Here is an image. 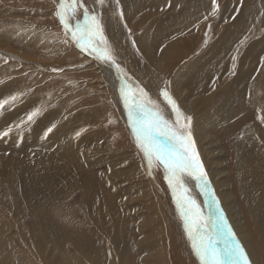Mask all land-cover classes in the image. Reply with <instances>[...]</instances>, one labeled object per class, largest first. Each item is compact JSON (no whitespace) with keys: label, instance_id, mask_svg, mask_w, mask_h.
I'll return each instance as SVG.
<instances>
[{"label":"rangeland","instance_id":"1","mask_svg":"<svg viewBox=\"0 0 264 264\" xmlns=\"http://www.w3.org/2000/svg\"><path fill=\"white\" fill-rule=\"evenodd\" d=\"M193 1L195 4L201 1L202 5L212 3L211 0ZM226 1L228 0H220V6H218V12L215 15L211 11L212 5L210 6L208 12L210 13V16H208L210 23L206 25L203 31L202 42L200 40L196 44L194 41L191 42L190 45L192 46H187L184 49L189 51L188 54L179 57L175 62L171 61L168 65H162L157 60L159 57V45L156 44V51H152L151 49L154 40L156 42V39L151 38V34H155V37L158 39L166 35L170 19L168 18L169 14H166L165 11L171 8V5L164 4L160 10L157 8L148 10L146 6H141L140 10L134 7L130 9L131 11L127 10V18H124L126 25L132 18L140 17L138 25L134 26L136 28L140 27V30L143 32L141 36L138 34L141 33L140 30L138 31V28L136 31H133L135 34L128 36L125 33L126 29L122 31V27L127 28L125 27L126 25L123 26L120 17L116 18L115 21L120 27L121 35H123L124 40L127 42H125L124 51L119 53L116 51L117 41H110L109 34H106V25L112 19H109V17L103 18V15L100 13L101 6L96 3V0H83L89 11L95 12L100 18L104 36L105 34L107 35L105 37L113 50L119 70L109 63L107 65L113 67L112 73L116 70L118 75H123L124 78H127L122 79L123 84L133 89L130 103L133 99H139L137 89L143 88L147 92L148 98L150 97L155 102L159 110L162 111L161 114L169 122H174L176 117L167 102L160 95L163 89H160L161 86L159 89L156 88V82L153 81L154 75H160L158 70L163 75L162 84L167 81L171 83L173 76L175 78V74L177 73L181 75L180 78H183V83L177 87V90L184 95H182L185 97L184 101L190 103L192 100L197 99L195 97L197 93H202L199 96L202 99L213 94L216 101L219 98L218 95L220 96L222 93H225L222 87L227 85L229 80L227 79V81L223 82V79L226 78L224 74H231L230 69L242 71L245 68L251 67L252 72L247 76V78H250L256 74L257 69L264 68V64L261 63L262 55L264 54V21L261 18L262 15L260 16L259 26H255L253 22L247 19L238 18L236 10L232 11L230 6L225 5ZM56 3V0H0V102L8 101L0 109V133L8 132L7 136H0V220H6L11 226L12 229H10L8 239L14 243L18 239L17 229L20 230L22 226L24 227L23 230L26 229L30 233V229L34 224L33 222L41 218V216H37L39 213L42 214L41 210L47 209L50 212V209L59 211L63 208V199H58V197L62 196L66 199H71L70 202L68 201V208L71 212L76 211L78 214H85L88 210L86 197L89 195L95 201L89 210L96 212L94 208H102L104 216L110 214L105 211L107 210L111 211L114 217H112L113 219H109L108 226L105 225L104 229L106 233L100 223L94 225L92 223L89 224L86 220H82V225L87 227L89 224L91 227L99 229L100 232L102 231V234H105L104 239L108 242L107 244L105 243V248L114 259L118 260L117 264H126V256H128L129 264H136L140 253L133 252L132 250L126 251V244L140 237L139 233L129 231L133 228H139L141 218L145 215L142 212L137 214L131 212L128 215L125 209H120V205H122L125 199H128L129 204L127 208L138 209V205L133 201V197L135 196L134 190L138 184L139 176L144 174V167L149 168V166L143 158L142 152L136 147L135 139L127 120L128 115L125 114L124 103L120 98L119 84L116 85V91L115 89L112 90L104 78L105 75L98 69L97 63L95 65V60L98 59L94 55L90 56L88 54L89 56H87V54H83L84 51L71 39V36L65 34V30L55 15ZM117 10L119 15L122 13L124 17V8L119 6ZM135 10L138 11L134 12ZM77 11L76 17L78 15L81 18H76L79 22L83 19L82 11L79 9ZM133 12H139L138 16H133ZM105 13L109 15V13ZM147 13H156V17L150 18ZM203 16L204 13H198L199 18ZM185 18L186 16L183 15L178 20ZM76 19H71L70 23L68 22L70 27H75L77 23ZM102 20L105 21V24ZM174 22L179 23L177 20ZM227 26L229 27L227 28ZM224 31L223 37L230 36V42L226 41V38H222L221 43L212 50L210 45L212 47L214 44L215 37H217L219 32ZM255 33V44L250 49H245L244 45L246 42L243 39H238L250 34V43H252ZM116 40L119 39L117 38ZM66 41L70 46L64 44L67 43ZM70 41L74 43H70ZM137 41L140 42L145 51L134 49V45L138 43ZM208 41L210 42L208 43ZM129 46L132 47V50ZM207 49L214 51L212 56L208 60L199 63L204 59V56H201L200 59L202 58V60L198 61V65L195 64L199 54L202 51H207ZM235 51L248 52L240 62L230 59L226 64L227 67L219 64L223 69L222 78L218 80L219 84L204 83L198 91V86L204 81L205 75L208 76L206 66L210 64L209 61H219L224 59L228 53ZM118 55L122 58L123 56L127 58L126 55L132 58L136 69L138 68L139 71H129L132 66L124 60L125 57L123 58L125 64L121 62ZM183 57L188 58V60H181ZM187 63L188 65L193 63L192 67L181 70ZM143 73L145 77H148L146 81L152 86V92H150L151 89L148 86L150 90L141 83L143 81L139 77V74ZM132 75L139 77L141 81ZM227 76L230 77V80L236 79L234 75ZM195 77L198 78V82L194 80ZM135 85L137 86L134 87ZM172 90L175 91L174 87ZM156 91L158 92L157 95ZM12 96H15L16 99L11 100L10 97ZM199 101L201 102V112L203 115L222 107V104L217 101L210 105H206L201 99ZM32 112H37V115L29 121L28 116ZM255 115V113L251 112L239 115L235 114L226 116L225 121L223 115H212L213 121L211 125H208L207 129L203 132L206 136L217 139L220 142L217 141L219 143V147L217 148L221 151L218 152L222 156L213 160V163H221L223 161L224 163L236 166L232 160L235 156L234 148L239 146V142L235 138L239 134V128H242L244 123L249 120V117L253 116L254 118ZM246 124L248 125L247 128L252 127L254 131H260L263 127L261 123H256L254 120H249ZM49 128L52 129L51 132L48 131ZM45 133H49L50 135L46 136ZM77 133H79L78 136ZM44 139L48 140L45 141ZM56 141L57 144L55 145ZM133 146L136 148H134L136 154L138 150L140 151L141 157L138 153L140 158H137L136 162L140 163L142 168H139L136 164L135 168L130 169L129 176L134 180L131 183L133 187L126 189V184L119 182L123 178L122 175L126 174L119 172L121 163L115 161V158H110V152L112 150L131 152ZM66 148H68L67 152ZM81 152H84L85 155V161L82 164L78 162ZM196 152L199 155L200 161L204 164L201 153L197 149ZM22 165L28 166L27 169L18 168H22ZM72 167L74 168L72 173L79 171L81 178H76V181L79 182L75 185L68 186L64 183L70 179L65 174L68 168L70 172ZM23 170L26 171L25 177L21 175ZM149 170L152 179L156 183V208L161 207L163 210L170 212V217L171 215L172 217L174 216L170 220V230L173 234L170 233L168 238L171 251L168 256V264H199V260L192 255L191 242L185 234L183 220L173 201V193L169 190L165 180L163 166L154 160L153 166ZM227 170L225 171L229 176L226 181L227 185L229 184V187L236 185L234 183L236 181L234 168L231 166ZM205 171L207 172V170ZM131 172H135V175L131 174ZM32 173L42 178L31 179ZM12 175L15 177L22 176L25 179L23 188L18 187L22 189L20 195L14 192L16 187L15 179L10 178ZM58 178L60 179V183L57 181ZM208 179L215 196L217 193L214 191L215 189L209 175ZM83 181L91 189H94L91 190L93 194L84 190ZM80 182L82 183L80 184ZM33 185H39L41 189L47 190L43 193H38ZM189 185L191 184L187 183L190 189ZM229 193L237 198V204L241 209L239 215L242 217V226L245 228L247 235L250 236L252 223L246 210L242 209L244 203L239 198V190H234L233 187V190L229 191ZM37 194H42V197H39L42 200V204L38 206L39 210L34 208V213L32 212L33 210L30 211L29 203L23 206V204L27 203H21V200L34 201ZM103 197L112 205V210L107 206L105 201H98L100 204L96 203L97 200ZM125 206L126 202L124 203ZM143 207L148 209L146 206ZM21 213H25L26 215ZM116 213H119L122 221L120 226L114 220L116 219ZM67 214L71 213H64L60 218L58 216V220L63 221L65 219L66 222ZM17 224L21 226H17ZM110 224L118 227L116 228V244L111 243L109 240ZM89 225L87 228H89ZM0 229V241H5L7 239L5 228L0 227ZM256 234V232H252L251 238L255 237ZM26 239L31 240L30 234ZM256 243H258L256 240H246L244 248L248 252L253 253V248L257 249ZM5 258L9 264V259ZM64 263L69 264L70 262L64 261Z\"/></svg>","mask_w":264,"mask_h":264},{"label":"bare ground","instance_id":"2","mask_svg":"<svg viewBox=\"0 0 264 264\" xmlns=\"http://www.w3.org/2000/svg\"><path fill=\"white\" fill-rule=\"evenodd\" d=\"M56 2H57V0H56ZM216 3L218 6H220V0H216ZM164 4L165 5H171L172 7L168 8L165 11L166 14H169L168 18L170 19V23H169L166 35L162 36L159 39L156 38V44H158L160 47V49L158 50L159 51V57L157 59L159 62H161L162 65L163 64L168 65L171 61L175 62V60L177 61L179 57H182L184 54L189 53V51H186L184 49L187 46H192V45H190L191 42L194 41L195 44L199 40H200V42H202V34L204 33L203 31L205 30L206 25L210 23L209 18H208V16H210V13H208V12H209V8L212 5V3L208 4V5H202V2L200 1L199 3L195 4V2L193 0H119L118 6H117V0H104V4H103V6H101L100 13L103 15L104 19L107 17H109V19H112V21L106 25V30H107L106 34L107 35L109 34L108 37L110 38V41H113V42L117 41V43H116L117 50L116 51H118L119 53L120 52L122 53V51H124L123 49H125V46H126V44H125L126 41L124 40L123 35H121L120 27L118 26V23L115 21L116 18L120 17L119 12L117 10V8L119 6L124 8L123 14H124V18L126 19L127 18L126 12H127V10L131 11L130 9L132 7L140 10L141 6H143V7L146 6L148 8V10H152L154 8H157L158 10H160L164 6ZM56 5H57V3H56ZM225 5L230 6L232 8V11L235 9L236 13L238 15V18L247 19L248 21L253 22L255 26L260 24V16L261 15H262L261 18L264 21V0H228V1H226ZM80 11H82V10H80ZM137 11L138 10H135L134 12H137ZM105 12L109 13V15H107ZM134 12H133V16H135V17L138 16L139 12L138 13H134ZM77 13H78V11L75 13V16L72 18L73 20H74V18L76 19L79 17L78 15L76 17ZM198 13H204V16L202 18H199ZM147 15L150 18L156 17V13H147ZM183 15H185L186 18L183 20H178V18L183 16ZM205 17H207V19H205ZM215 18H217V17H215ZM79 19H81V18L79 17ZM175 20H177L179 23H175L174 22ZM70 21L71 20H69L68 22L70 23ZM76 22H78V19H76ZM102 22L105 24L104 20H102ZM213 22H214V20H213ZM223 25H225V24H223ZM228 27L229 26H227V28ZM137 28L139 31L140 27H137ZM210 30H211V28H210ZM213 30H215V29H213ZM208 32H210V31H208ZM142 33H143L142 31H141V33H138V34H140L139 36H141ZM106 34H105V36L107 37ZM224 34H225V31L219 32L217 37H215L214 44L212 45V47L210 45V48L212 50L219 43H221L220 41L222 38H226L225 40L230 42L231 37L230 36L223 37ZM253 36L254 37L252 39V43H250V40H251L250 34H247L245 37L239 38L238 40L243 39L246 42V44L244 45V48L250 49L255 44L254 38L256 36V33ZM117 38L119 40H116ZM65 40H67V39L65 38ZM256 40H258V39H256ZM210 41H208V43ZM137 42L138 43H137V45L134 46V49L137 51H145L143 49L142 45L140 44V42L139 41H137ZM70 43H74V42L70 41ZM64 44L69 45L68 42L64 43ZM212 50L209 51L207 49V51H202L199 54V57H198L199 60L197 59L195 64H197L198 61L202 60V58L200 59L201 56H204V59L202 61H200L199 63H202L205 60H208L214 52ZM247 52L248 51L230 52L226 55V57L224 59H221V60L215 61V62L209 61L210 64L208 66H206V71L208 73V76L205 75L204 81H202L200 83V85L198 86V91L201 89V87L204 83L219 84L218 80L220 78H222L221 74L223 71V69H222V67H220V65L223 67H227L226 64L228 63V61L230 59H232V61H235V62H240L245 57ZM83 54H85V55L87 54V56L90 55L87 51H84ZM126 56H127V58L125 56H123V58L125 57L124 60L129 65L132 66V67L130 66L131 68H130V70L129 69L128 70L131 72L139 71L138 68L136 69V65L134 63V60L132 58H130L128 55H126ZM118 57L120 58L121 62H123V58L120 55H118ZM262 59H264V54L262 55ZM181 60L186 61V60H188V58L183 57V58H181ZM96 63L98 65L97 67H99L98 69H100V72H102V74L105 75L104 78L106 79V82L111 86L110 88H112V90L113 89H115V91L117 90L116 85L118 84V82H120V80L127 79V78H124L122 74H121L122 76L118 75V72L116 70L112 73L113 67L108 66L107 65L108 63L105 64V62H101L100 60H95V65H96ZM192 65H193V63H191L189 65L187 63V65L184 66L183 69H181V70H186L188 67H192ZM126 67H129V66L127 65ZM162 68H164V67H162ZM251 69H252L251 67L245 68L242 71H235L233 69H230V71L232 72L231 74L230 73L224 74V76L226 78L223 79V82L227 81V79H228L229 83L227 85H225L224 87H222V89L225 91V93H222L220 96L218 95L219 98H217V100H216L217 102L222 104V107L220 109L219 108L214 109L206 115H203L201 112V102L199 100L200 99L203 100V102L206 105L214 104V103H216V101H215V97L213 94H210L205 99H202L199 97V96H201L202 93H197V95L195 97L198 100L194 99L190 103H187L186 101H184V98H185V97H183L184 95L177 90V87H179L180 84L183 83L182 82L183 78H180L181 75L179 73L175 74V78L173 76L171 83L167 81L166 83L162 84L163 75L160 72V70H158L160 75H154L153 81L156 82V88L159 89L161 86L160 89L166 90L169 93V95L176 101L180 111L183 113L184 116H186V117L190 116L193 118L192 127H191L193 141L195 143V147H196L197 151H199V153H201L202 160L204 162L203 165L205 167V170H207V172H208V173L207 172L206 173L209 175V177L213 183V187L215 189L214 191H216V193H217V194H215V198L219 202V207L222 209L228 225L232 228V230L236 234V236H237L238 240L240 241L241 245L243 246V248H244V243L246 242V240L247 241L256 240L259 243V244L256 243L257 249L253 248V253L248 252L244 248L246 253L248 254V257H249L250 261L252 262V264H264V244H263V242H264V68L257 69L255 75L251 76L250 78H247V76L252 72ZM121 70H122V68H121ZM156 70H157V68H156ZM123 72H124V70H123ZM227 75H234V77L238 80H236V79L230 80V77ZM194 80H197V82L199 81L197 77H195ZM136 86L137 85H135L134 87H136ZM173 87H174L175 91L172 90ZM131 90H133V89H131ZM157 93L158 92L156 91V95H157ZM155 101H156V98H155ZM159 102H160V99H159ZM248 112L256 114L254 116V118H253V116L249 117V120H254L256 123L257 122L261 123L263 125V127H262L263 130L260 129V131L259 130L254 131L252 129V127L247 128L248 125L246 123L249 122V120L246 123H244L242 128H239V126H237L240 130H239V134L235 138V140L239 142V146L237 148H234L235 156H234V159L232 160L236 164V166L224 163L223 161L221 163H213V160H216L222 156L219 153L221 151H219V148H217V147H219L220 142L217 139H212L211 137L206 136L203 132L204 130L207 129L208 125H211V122L213 121L212 115H216V114L223 115L224 121H225L226 116L235 115V114L239 115V114L248 113ZM161 113H162V111H161ZM123 114H124V111H123ZM125 114H126V110H125ZM210 127H213V126H210ZM235 129H236V127H235ZM49 135L50 134L47 133L46 136H49ZM44 140L47 141L48 139H44ZM56 144H57V141L55 142V145ZM134 148L135 147L133 146L131 152H126L125 150H118V151L112 150L110 152V158H115V161H119L121 163V165H120L121 168H120L119 172L126 174V175H122L123 178L121 180H119V182L126 184V189H128L129 187H133V185L131 183H133L134 180L129 176L130 169L135 168L136 164L138 165L139 168H142V165L140 163L136 162V159L141 157L140 151L138 150L137 154H136V152H135L136 148L135 149ZM111 149H112V147H111ZM67 151H68V148H66V152ZM138 153H139L140 157L138 156ZM84 161H85V155H84V152L83 153L81 152V154L79 155V158H78V162H80V164H82V163H84ZM122 164H124L127 167H125ZM231 166L235 170V180L236 181L234 183L236 185L229 187L230 185L229 184L227 185V183H226L229 176L225 171H228L227 168H229ZM38 171L40 172V170H38ZM73 171H74L73 167L70 169V172H69V168H68V170H67L68 174L66 173L65 175H68L70 180L66 181L64 183L65 185H68V186L72 185V184L75 185L77 182H79V181H76V178H78V179L81 178L80 172L77 171L75 173H72ZM44 172H45V170H44ZM143 172H144V174H141L138 178V184L134 190L135 196L133 197V201L135 204L138 205V209L127 208L128 204H129L128 199H125V201L122 202V205H120V209H123V210L125 209L128 212V215L131 212H134L135 214L142 212L145 215L144 217L141 218V225L143 224L142 226L140 225L139 228H133L132 230L130 229V226H129V229H130L129 232L133 231V232L139 233L140 237L135 239V240L133 239L132 241L129 242V244L127 243L126 244V251L132 250L133 252H139L140 253V256L136 260V264H168V256H169V253L171 252L170 247H169L168 238H169L170 233L173 234V232L170 230V220H172V218L174 216L172 217V215H171V217H170V214H169L170 212L163 210L161 207L156 208V198H157L156 183L152 179V176L149 173L150 170L148 167H146V168L144 167ZM131 174L135 175V172H131ZM21 175L23 177H25L26 171L23 170ZM40 178H42V177L39 175L36 176L32 173L31 179H40ZM57 181L60 183L59 178L57 179ZM84 181H83V183L80 182V184L82 183V185L84 186V190H87L90 194H93V193H91V190H94V189H91L88 185L85 184ZM104 181H107V180H104ZM186 181H187V183L191 184V185H189V187H191L189 189V193H190V195L193 194L192 197L196 200V203L200 208L202 216H203L204 220L207 222L208 228L211 230L213 228V223L217 220V215H216V211H215L216 206L212 202V196L201 194V192H200L199 188H197L195 182H192L193 183V185H192V183L190 182L192 180L190 178H186ZM33 187L35 189H37L38 193H43L44 191L47 190V189L46 190L41 189L39 185L38 186L33 185ZM233 187H234V190H239V198L244 203V207H242V209L246 210V212L248 213V216L250 218V221L252 223V225H251L252 231H251L250 236L247 235L245 228L242 226V217L239 215V213L241 212V209H240V206H238V204H237V201H236L237 198L235 196H233V194L229 193V191L233 190ZM34 188H33V190H34ZM66 189H67V186H66ZM41 195L42 194H37L36 200H34V201H32V200L26 201L23 199V200H21V203L22 202L27 203V204H23V206L28 205V203H29L30 211L33 210L32 212H34V208L37 210L38 206H40L42 204V200L39 198V197H42ZM103 199H105V198L103 197ZM125 202H126V206L124 207ZM105 203L107 204V206H109L111 208V210L113 209L112 205L106 199H105ZM143 206H146L148 209H145V207H143ZM87 219H88L87 221L92 220L91 218H90L91 220H89V218H87ZM77 221H78V219H77ZM101 222H103V220H101ZM47 223H49V222H47ZM120 223H121V221L119 220V222H118L119 226H120ZM231 223L233 226L231 225ZM86 224H87V222H86ZM89 224H90V222H89ZM4 225H5V223L3 224V228H4ZM88 225H87V227H88ZM110 226H111V229L109 231V240L111 243L116 244V236H117L116 228H118V227H116V225H114V224H110ZM53 227H54V224H53L52 228ZM69 227H70V225H69ZM219 227H220L219 224H217L216 225L217 231H219ZM89 228H90V225H89ZM58 229H61V228H58ZM81 229H84V227ZM103 229H104V227H103ZM146 229H148V230H146ZM5 230H6V228H5ZM48 230L54 231V230L50 229V227ZM0 231H1V229H0ZM73 232H75V231H73ZM252 232H256L257 234L255 237L251 238ZM47 233H49V232H47ZM60 234L61 233H59V236H60ZM68 235H70V233ZM52 236H55V235H52ZM59 236H57V237H59ZM77 236H79V235H77ZM40 239H39V241H40ZM80 239H81V237H80ZM85 240H86V238H85ZM71 242H69V244H71ZM90 243H91L90 246H87V245H84L85 247L81 246L82 248L79 250V251H81L80 252L81 257H80V259L78 258V260L74 259V262L72 261L73 264H104V263L105 264H117L118 263V260L114 259L109 254V252L106 250L105 245L108 243V242H106V239H104V241L94 239ZM61 245H63V244H61ZM85 248H87L88 251L92 250L93 252L91 251V253L88 254L85 252ZM34 250H36V249H34ZM191 250H192V248H191ZM92 253H95L98 256V258L96 256H94V254H92ZM40 254H41V257H43L44 254L43 253H40ZM23 255H25V254H23ZM192 255L195 258H197L194 253H192ZM71 256H72V254H71ZM51 260H50V258H48L49 264H65L64 262H62L60 259H57V258H56L55 262H51ZM41 262H42V260H41ZM125 262H126V264H129L128 256H126Z\"/></svg>","mask_w":264,"mask_h":264},{"label":"snow or ice","instance_id":"3","mask_svg":"<svg viewBox=\"0 0 264 264\" xmlns=\"http://www.w3.org/2000/svg\"><path fill=\"white\" fill-rule=\"evenodd\" d=\"M96 3L103 6L104 0H96ZM118 3L119 0H117V6ZM78 9L82 10L83 19L77 22L75 27H70L68 21L75 16ZM217 11L216 0H212V14L215 15ZM55 15L65 34L70 35L83 51L119 70L113 50L104 36L100 18L95 12L89 11L83 0H57ZM120 18L123 20L122 13ZM261 63L264 64V59ZM137 91L139 99H133L130 103L132 90L123 83L120 88V98L128 114L129 127L136 147L142 152L150 169L154 160L163 166L165 180L173 193V201L183 220L185 234L191 242L192 251L199 260V264H252L212 193L208 175L196 152L192 138V117H185L176 101L167 91L162 90L161 97L176 117L174 122H169L161 114L155 102L148 98L143 88H138ZM10 99L15 100L16 97L12 96ZM5 103L8 101L0 102V109ZM36 115L37 112H32L28 120L31 121ZM51 130V128L48 129L49 132ZM7 135L8 132L0 133V136ZM186 178L195 182L201 194L212 196V202L216 206L217 220L213 223L211 230L196 200L189 195ZM217 224L220 226L219 231L216 230Z\"/></svg>","mask_w":264,"mask_h":264},{"label":"crops","instance_id":"4","mask_svg":"<svg viewBox=\"0 0 264 264\" xmlns=\"http://www.w3.org/2000/svg\"><path fill=\"white\" fill-rule=\"evenodd\" d=\"M139 19H140V17L135 18V19L132 18L131 20H129L127 22V25H126V23L124 21V17H123L122 24H123V26L126 25L125 27H127V28L123 27L122 31L124 29H126L125 33H127L128 36L135 34V33H133V31L134 30L136 31L137 28L134 25H138L137 23L139 22L138 21ZM152 22H156V21H152ZM153 24H155V23H153ZM151 38L156 39L155 34L152 33ZM130 49L132 50V47H130ZM151 49H152V51H156L155 40L151 45ZM132 76L135 77L134 75H132ZM139 76L142 78V81H143L141 83H143L145 85V87L148 86L151 90L148 87H147V89L150 90V92H152V86L150 84H148L146 81V80H148V77H145L144 73L139 74ZM135 78L137 80L141 81L139 77H135ZM15 163H17V162L15 161ZM27 167L25 165H22V168H20V167H18V168L19 169H25ZM10 178L15 179V187H16L15 190L16 191L14 190V192L17 195H20L21 194L20 192L22 191V189H19V188L20 187L23 188L25 179L22 178V176L21 177H18V176L15 177L13 175ZM43 198H44V196H43ZM86 198H87L86 205L88 206V210L86 211L85 214H78L76 211H74L75 213L73 211L71 212V210L68 208V201L70 202L71 199H66L65 197H62V196L58 197V199H63V205H64L63 208L59 211L50 209V212L47 209H45L44 211L41 210L42 214L39 213L37 215V216H41V218L38 221L33 222L34 224L32 225V228L30 229V233L26 229H25L26 231L23 230L24 227H22L20 224H17V226H21V229L20 230L17 229L18 239L14 243L12 240L8 239L10 229H12L11 226L7 223L6 220H0V223L1 222H2V224L5 223V225H4L5 226L4 228H6L5 236L7 237V239L5 241H0V243H1L0 244V246H1L0 247V264H6L7 263V260L5 257H7L9 259V261H10L9 264H49L48 258H50V260L52 259L51 262H55L56 258H57V259H60L62 262L68 261V262H70L69 264H72V261L74 262V259H77V260H78V258L80 259V257H81L80 252L81 251H79V250L82 247H85L84 245L90 246L91 245L90 242H92L94 239L103 241L104 235H105V234H102L99 229H96V227L90 226V228H87L86 226H83L82 220L87 221L88 220L87 218H89V220L92 219L91 221H87V222L88 223L90 222L94 225H96V223H100L101 226H103L105 228V225L108 226L109 219L110 218L113 219L112 217H114L113 213L111 211L109 212L107 210H105V211L110 213V214H106L104 216V211L102 208H100V209L94 208L96 210V212L89 210V208L91 206H93L95 201L92 200L89 197V195ZM98 201L103 202V201H105V199L101 198L100 200H97L96 203L100 204V202H98ZM69 207H71V205H69ZM37 209L39 210V208H37ZM64 213H71V214L66 215V222L67 223L65 222V219H63V221L58 220V216L60 218ZM21 214H25V213H21ZM115 216H116V219H114L115 221H117V222H119L118 220L121 221V219L119 217V213H116ZM77 219H78V221H77ZM101 220H103V222H101ZM47 222H49V223H47ZM121 223H122V221H121ZM2 224L0 225V227H3ZM53 224H54V227H53L54 229L52 228ZM69 225H70V227H69ZM49 227H50V229L54 230L55 232L51 231V230L49 231L48 230ZM57 227L61 228V229H58ZM83 227H84V229H81ZM46 231L49 233H47ZM73 231H75V232H73ZM28 233L30 234L31 240L26 239L27 236L29 235ZM59 233H61L60 236H59ZM69 233H70V235H68ZM105 233H106V230H105ZM52 235H55V236H52ZM77 235H79V236H77ZM57 236H59V237H57ZM80 237H81V239H80ZM85 238H86V240H85ZM39 239H40V241H39ZM69 242H71V244H69ZM61 244H63V245H61ZM29 247H31V248H29ZM5 248H7V249H5ZM34 249H36V250H34ZM29 251H30V253H29ZM91 251H88L87 248H85L86 253L89 254V253H91ZM40 253L44 254L43 257H41ZM23 254H25V255H23ZM65 254L66 255L68 254V255L66 256ZM71 254H72V256H71ZM92 254H94V256H96L98 258V256L95 253H92ZM40 259L42 260L43 263L41 262Z\"/></svg>","mask_w":264,"mask_h":264},{"label":"water","instance_id":"5","mask_svg":"<svg viewBox=\"0 0 264 264\" xmlns=\"http://www.w3.org/2000/svg\"><path fill=\"white\" fill-rule=\"evenodd\" d=\"M121 82H123L122 80H120V82H118V84H119V86H118V89L120 90V88H121V86H122V83ZM123 107H124V109H125V106L123 105ZM126 115H128L127 114V112H126Z\"/></svg>","mask_w":264,"mask_h":264}]
</instances>
